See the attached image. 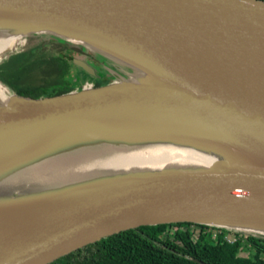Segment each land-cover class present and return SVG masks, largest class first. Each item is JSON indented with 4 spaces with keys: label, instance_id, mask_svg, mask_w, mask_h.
I'll list each match as a JSON object with an SVG mask.
<instances>
[{
    "label": "water",
    "instance_id": "1",
    "mask_svg": "<svg viewBox=\"0 0 264 264\" xmlns=\"http://www.w3.org/2000/svg\"><path fill=\"white\" fill-rule=\"evenodd\" d=\"M0 34L51 39L112 66L108 84L38 99L0 82L9 92L0 104V264H50L171 223L264 239L241 229L264 222L263 0H0ZM157 139L240 158L65 173L79 156Z\"/></svg>",
    "mask_w": 264,
    "mask_h": 264
},
{
    "label": "trees",
    "instance_id": "2",
    "mask_svg": "<svg viewBox=\"0 0 264 264\" xmlns=\"http://www.w3.org/2000/svg\"><path fill=\"white\" fill-rule=\"evenodd\" d=\"M45 42L9 55L0 63V82L17 95L34 99L78 90L86 81H94L93 87L111 82L103 64L96 67L102 71L96 72L98 77L78 66L71 74V66L76 65L62 53L72 51L63 47L56 55L38 54ZM35 70L44 73L38 85L28 83L29 73ZM228 234L225 229L184 222L141 226L103 238L50 264H264V239L236 234L239 240L231 244Z\"/></svg>",
    "mask_w": 264,
    "mask_h": 264
},
{
    "label": "bare ground",
    "instance_id": "3",
    "mask_svg": "<svg viewBox=\"0 0 264 264\" xmlns=\"http://www.w3.org/2000/svg\"><path fill=\"white\" fill-rule=\"evenodd\" d=\"M19 39L18 35L6 36L0 34V56H3L2 54L13 46L12 43L7 44V42L18 41ZM8 98V89L0 83V104L6 103ZM157 140L159 141L132 146L126 150L124 149V151L104 150L105 153L99 156H79L81 157L80 160L69 162L67 166L64 165L65 173H80L91 170L125 173L128 169L160 171L171 166H208L218 160L234 161L240 158L227 149L209 143H186L173 139ZM72 156H78V154ZM19 190H25V188L20 187ZM241 229L244 232L264 234V222L245 225Z\"/></svg>",
    "mask_w": 264,
    "mask_h": 264
},
{
    "label": "rangeland",
    "instance_id": "4",
    "mask_svg": "<svg viewBox=\"0 0 264 264\" xmlns=\"http://www.w3.org/2000/svg\"><path fill=\"white\" fill-rule=\"evenodd\" d=\"M41 40L37 39V38H33V40H29V38L27 37H21L18 41H9L7 42V44L9 43H12V48H10L9 50H7L5 53H3L2 55L3 56H0V63H2L5 59L8 58L9 55L11 54H14V53H17V52H20V51H24V50H27L28 48L32 47L33 45L37 44L38 42H40ZM65 47V48H69L70 51H72L71 53L69 52H66L64 51V53H62L63 55H65V58H71V61L76 58V59H79V60H84L86 62H88L89 64H91L93 67H98V65H104L106 66L107 68H110V66L106 65L105 62H101L100 59H98L93 52L91 51H88L86 54L82 53L80 49H73V47L71 46H66V45H63V44H60V43H57L56 41H53L51 39L49 40H46V42L44 44H42V47L39 49L38 51V54H46V55H56L58 52L61 51V49ZM101 62V63H100ZM77 66L73 67L71 66L70 68V72L71 74H74L76 72V68ZM112 68V66H111ZM110 68V69H111ZM45 72V71H44ZM96 72H100L102 73V71H98L96 70ZM30 76H29V79H28V83H32V84H40L43 77H44V73L43 71L41 70H35V71H31L30 73ZM105 75L108 77L109 74L106 72ZM85 84V83H84ZM86 87V86H85ZM76 90V89H75ZM74 90V91H75ZM229 234L227 235V239L230 240V242H233L235 243L237 240H239V236H236V234H239V233H235V232H232V231H229ZM241 236H244L246 238H248L249 236L247 235H243V234H240ZM241 255L243 256H246L247 255V252H241Z\"/></svg>",
    "mask_w": 264,
    "mask_h": 264
},
{
    "label": "flooded vegetation",
    "instance_id": "5",
    "mask_svg": "<svg viewBox=\"0 0 264 264\" xmlns=\"http://www.w3.org/2000/svg\"><path fill=\"white\" fill-rule=\"evenodd\" d=\"M94 84H95L94 81H86L85 84L83 85V87H84V86H86V87H87V86H91V87H93Z\"/></svg>",
    "mask_w": 264,
    "mask_h": 264
},
{
    "label": "built area",
    "instance_id": "6",
    "mask_svg": "<svg viewBox=\"0 0 264 264\" xmlns=\"http://www.w3.org/2000/svg\"><path fill=\"white\" fill-rule=\"evenodd\" d=\"M227 242H229V243H231V244L233 243V242H230V240H229V239H227Z\"/></svg>",
    "mask_w": 264,
    "mask_h": 264
}]
</instances>
